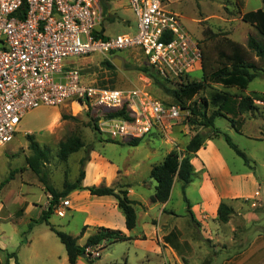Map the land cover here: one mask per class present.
Masks as SVG:
<instances>
[{
  "label": "rangeland",
  "instance_id": "rangeland-1",
  "mask_svg": "<svg viewBox=\"0 0 264 264\" xmlns=\"http://www.w3.org/2000/svg\"><path fill=\"white\" fill-rule=\"evenodd\" d=\"M109 1L110 9L103 26L105 35L114 38L122 34H137L138 21L129 1ZM164 1L181 16L183 25L196 40H199L202 47L203 61L207 63L206 70L204 73L202 71L193 73V82L207 83L205 77L225 61L223 53H231L226 39L241 45L249 52V61H253L264 70V62L247 48L249 36L259 40H262V37L254 26L243 20L245 13L264 9L263 0ZM109 17H113L114 21H110ZM117 56L123 62L121 66H116V69L106 67L103 64L106 59L101 55L87 58L72 57L67 60V64L70 62L78 68L86 77V82L94 81L112 88H138L163 102H176L158 84L154 73L142 70L145 61L139 51L121 52ZM260 76L250 83L247 94L264 93V73ZM220 92H227L233 96L246 93L237 88H224L221 85L207 83L205 90L190 103L200 104L203 99H208L211 113L215 109L212 101ZM190 116L191 111L185 110L180 120L167 125L164 130L157 129L147 134L138 146H130L129 142L122 144L112 142L106 135L95 131L94 115L78 104L44 106L28 112L15 139L0 148V184L14 172L13 179L0 191V248L6 250L0 251V264H17L15 257H10L11 253H16L19 264H69L65 246L46 223H37L30 230L31 221L40 220L41 213L48 209L52 196L27 165V158L31 155L29 135L34 136L40 146L49 151L46 168L50 181L57 190H64L66 182L73 183L77 180L83 168L81 163L83 159L86 160L84 169L87 171L91 154L95 150L117 168L114 177L111 173L108 174L107 181L111 183L109 186L117 190L127 189L129 197L137 202L135 205L137 226L129 235L132 239L113 244L116 246L104 242L98 247L88 248L86 256L78 260L81 263L226 264L231 261L264 264V143L232 132V125L228 119L218 117L215 125L227 133L247 155L249 164H246L245 160L226 143L225 138L221 137L220 143L225 149V156L233 170L241 168L257 174L261 184L259 195L240 197L237 202L230 205L237 210H233L228 223L220 222L218 217L212 219L204 213L201 221L207 222L210 228L208 230L206 228L205 231L200 228L203 223L189 213L182 183L178 180L174 184L169 203L152 202L156 186V182L150 177L152 167L161 163L171 149H177L185 155L186 146L196 133L209 132L205 127L190 126L187 122ZM260 122L264 124V120ZM72 137H80L84 147L71 154L67 160H61L58 156L60 144ZM195 175H202V172L195 171ZM244 180L243 194H256L258 190L253 180ZM199 183L196 179L188 190V196L194 203L200 199ZM77 195L82 198L77 199ZM66 200L74 207L90 206L95 212L102 211L105 203L89 194L87 190H77L54 204V212L50 217L51 224L70 235L80 237L78 244L83 246L89 235L94 234L100 226H88L84 234H80L86 214L67 210L63 205ZM108 210L113 213L107 207L103 212ZM116 210L125 221V216L118 206ZM61 212H64V216L60 215ZM114 218L116 220V216ZM212 223H215L214 229ZM218 233L221 239H218ZM253 246L254 252L251 253L250 248ZM247 257L249 259H246Z\"/></svg>",
  "mask_w": 264,
  "mask_h": 264
},
{
  "label": "built area",
  "instance_id": "built-area-1",
  "mask_svg": "<svg viewBox=\"0 0 264 264\" xmlns=\"http://www.w3.org/2000/svg\"><path fill=\"white\" fill-rule=\"evenodd\" d=\"M128 1L138 33L111 38L103 28L102 0H0V148L15 139L28 112L44 106L78 104L98 118L101 135L122 143L181 119L180 105L138 88L86 82L67 64L93 55L114 64L118 53L136 50L169 83H186L202 71V47L177 12L164 0ZM118 112L124 115H111Z\"/></svg>",
  "mask_w": 264,
  "mask_h": 264
},
{
  "label": "trees",
  "instance_id": "trees-1",
  "mask_svg": "<svg viewBox=\"0 0 264 264\" xmlns=\"http://www.w3.org/2000/svg\"><path fill=\"white\" fill-rule=\"evenodd\" d=\"M109 0H102V7L106 16L110 9ZM264 2V0H263ZM110 21H114L113 17H109ZM243 20L250 25L254 26L259 32L262 40H259L253 36H249L247 42V48L249 51L255 53L256 57L260 61L264 62V9L251 11L245 13ZM227 44L231 49V53H223L225 61H222L219 67L208 74L205 77V81L208 84L221 85L224 88H237L242 92H245L250 83L256 78L261 77V73L264 70L258 67L253 61H249V52L245 50L241 45L226 39ZM145 63V62H144ZM103 64L110 68L116 69V66L106 60ZM207 63L203 61L202 73L206 70ZM148 73H154L157 76L156 80L159 85L175 99L176 102H168V104H177L182 107L183 110H190L191 116L188 119V124L193 127H205L209 129L206 134L196 133L188 142L185 150V155H182L177 149H173L164 160L156 164L151 169V179L156 182L155 192L152 195V202L154 203H167L173 191L176 180L182 183V189L185 194V200L188 205L189 212L191 213V203L186 197L187 187L195 179V167L192 163V158L196 153L203 147L206 146L208 140L224 137L229 146L245 160L246 164H249L247 155L239 149V147L232 141L231 137L221 131L215 125V121L218 117L228 119L234 128L237 127L236 116L249 114L250 116L257 111L256 102H264V93L254 92L251 95H239L233 96L227 92H220L216 94L213 99V105L215 109L209 112V101L203 99V102L198 104L190 103L197 95L205 90L207 83L193 82V78H189L186 83H169L162 79L151 67L145 64L144 69ZM192 80V81H191ZM167 85H165L163 82ZM169 84V85H168ZM105 86V85H101ZM167 103V102H166ZM91 114L92 112L89 111ZM112 116H123L124 112L111 113ZM231 116V117H230ZM95 123L94 130L99 132L97 121L98 118L94 115ZM30 142L31 155L27 158L28 167L37 175L39 181L45 186L47 192L52 196L51 203L47 210L43 211L40 220H33L30 223V230L37 223H46L51 231L56 234L60 242L65 246L69 264H77L80 257L87 254L88 248L98 247L101 243L107 242L111 245L117 243L128 242L132 239L131 236L125 232L117 229H110L105 227H98L94 234L90 235L85 245L81 246L78 244L80 237L70 235L60 230L50 222V217L54 212V204L59 199L69 195L70 193L77 190H87L92 196L104 197L112 196L117 201L118 208L122 211L126 220V227L128 231H133L137 226V212L135 205L136 201L129 197V191L127 189H119L110 186H89L83 185V181L86 178V171L84 169L86 160H82V170L79 173V177L73 183L66 182L64 190H57L50 181L49 172L46 168V164L49 161V151L40 146L35 140L34 136H28ZM142 139H136L129 141L130 146H138ZM112 141V140H110ZM115 143L122 144V142L112 141ZM128 143V142H126ZM84 147V142L80 137H72L67 141L60 144L59 158L61 160H67L73 153L80 151ZM14 172L10 174L0 184V191L13 179ZM233 214V208L227 203L222 202L218 209V219L222 223H228ZM87 227L82 229V235ZM0 251L6 252L5 249L0 248ZM10 257H15L16 263L18 259L16 253H11Z\"/></svg>",
  "mask_w": 264,
  "mask_h": 264
},
{
  "label": "crops",
  "instance_id": "crops-1",
  "mask_svg": "<svg viewBox=\"0 0 264 264\" xmlns=\"http://www.w3.org/2000/svg\"><path fill=\"white\" fill-rule=\"evenodd\" d=\"M243 94L249 95L247 94V92ZM256 106H257V111H255V113H253L249 117L247 116L248 114H244L241 116L237 115L235 118L239 131L236 128H234V126L230 122L232 125L231 130L232 132H236L242 136L254 140L255 142L264 143V124H261L260 122V120H264V102L257 101ZM220 138L221 137L208 140L206 146L201 148L192 158V163L195 167V171L198 172L199 170L202 172V175H196L195 177V180L198 179L200 182L199 183L200 199L198 200L197 203H194L193 200L190 199L188 196L189 187L195 182V180L187 187L186 196L191 203V209H190L191 213L190 212L189 213L199 221L203 220L202 215L204 213H207V215L212 217V219L213 218L216 219L218 217L219 206L222 202L229 204V206L233 205V203L237 202L240 197L245 196L247 198V197L259 195V190L261 188L260 187L261 184L258 181L259 177L255 172L251 170H242L241 168L237 170H233L231 164L229 163L227 157L225 156L226 152L220 143ZM172 150L173 149L169 150L167 155ZM116 169L117 168H115L109 162L108 159H106L104 156H102V154L94 150L91 154V159L89 160L87 165L86 178L83 184L86 187L100 186L102 184H106L107 186H109L111 183L107 181L109 180L108 174L111 173L112 174L111 176L114 177L116 173ZM116 178L117 175L115 179ZM244 179L253 180V183L255 184V186H257V190H258L256 194H246V195L243 194L242 184L245 181ZM87 192L91 194L89 191ZM77 196H78L77 199L79 200L82 198L79 195ZM94 197L105 203V205L102 206V211L95 212L94 209L91 210L90 206L88 207L87 205H84L83 207L81 206L74 207L72 204L70 205V207H67V210L70 211L73 210L77 213L86 214V217L82 223L83 228L92 225H98L100 227L117 229V230L120 228V230H123V232L130 235V231H128L126 227V220L124 221V219H122V217L118 215V211L116 210L117 207L116 199L112 196H104V197L94 196ZM167 203H169V201ZM28 207L29 205L26 207L25 213ZM106 207L113 211V213L116 216V220L118 219V217H120L117 220V222L115 218L113 219V217L115 216L113 213L110 212V210L103 212ZM232 208L234 211L237 210L236 207L234 206ZM107 212H110L109 215L107 214ZM202 223L203 225H201L200 227L202 231H205L206 228L207 230L210 229L207 222H202ZM213 224L215 223H212V227L214 229L215 227ZM122 225H124V227ZM81 233L82 231L80 232V234ZM217 237L218 239H221V237H219V233L217 234ZM257 238H258L257 239L258 242L259 236ZM250 250L251 253H253L254 246L250 248ZM189 257L192 258V256ZM246 259L249 258L247 257ZM77 264H83V263L78 261ZM226 264H243V263L230 261Z\"/></svg>",
  "mask_w": 264,
  "mask_h": 264
},
{
  "label": "water",
  "instance_id": "water-1",
  "mask_svg": "<svg viewBox=\"0 0 264 264\" xmlns=\"http://www.w3.org/2000/svg\"><path fill=\"white\" fill-rule=\"evenodd\" d=\"M116 60H114V65L115 66H121L123 61L120 58H117ZM85 256L86 255L84 254L82 257H85Z\"/></svg>",
  "mask_w": 264,
  "mask_h": 264
}]
</instances>
